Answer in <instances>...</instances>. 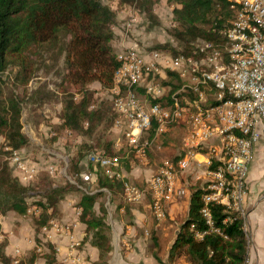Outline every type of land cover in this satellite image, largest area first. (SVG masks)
I'll return each mask as SVG.
<instances>
[{
	"label": "trees",
	"instance_id": "trees-1",
	"mask_svg": "<svg viewBox=\"0 0 264 264\" xmlns=\"http://www.w3.org/2000/svg\"><path fill=\"white\" fill-rule=\"evenodd\" d=\"M168 2L173 6L175 26L170 30L174 43L153 50L167 51L172 56H189L201 41L213 42L217 46L225 44L222 31L229 26L233 16L227 0ZM117 3L116 10L104 0H0V139L4 138L6 142L0 145V215L12 212L26 216L31 196L30 187L13 174L8 159L9 150L24 151L28 143L23 132L22 103L14 92L7 97L4 95L1 77L10 66L16 65L21 68L16 79L19 84L26 85L32 75L29 58L61 44L64 54V70L59 84L63 95L61 130L90 138L96 141V145H85L71 160L69 174L79 178L78 184L67 182L64 186L50 188L44 192L43 199L35 203L39 214L36 225L38 230L48 226L51 218L59 212V202L68 193L81 190L82 196L76 206L78 220L85 226V240L91 236V244L98 249L99 261L104 264L108 263L113 250L111 226L105 219L106 207L102 205L97 213L96 206L106 192L112 200L117 196L124 197L129 171L124 172V178L120 180L108 178L99 170L85 181L91 186L95 184L96 191L91 186L89 190L78 187L86 185L80 176L81 162L89 153L98 150L113 153V141L103 143L99 131L112 130L116 113L92 86L98 83L103 90H109L121 66L112 45L118 10L135 6L147 21L148 29L161 24L155 13V0H117ZM149 138H153L152 133ZM121 155L124 156L122 160H126L136 153L129 150ZM205 192L203 187H198L191 193L187 218L169 251V264H176L183 257L191 264H245L249 247L245 220L239 213L214 204L210 208L218 232L210 230L201 214ZM198 233L204 234L202 239L197 238ZM7 246L8 240L0 239L1 264H13L5 253ZM48 250L44 255L46 264H62L57 259L55 246L49 245ZM36 258L37 254L30 259V264ZM158 262L161 263L159 259Z\"/></svg>",
	"mask_w": 264,
	"mask_h": 264
},
{
	"label": "built area",
	"instance_id": "built-area-1",
	"mask_svg": "<svg viewBox=\"0 0 264 264\" xmlns=\"http://www.w3.org/2000/svg\"><path fill=\"white\" fill-rule=\"evenodd\" d=\"M227 1L233 16L222 31L225 44L201 41L189 56L146 50L138 38L131 36L143 15L135 6L129 8L128 17L120 27H114L130 41L117 53L121 66L108 90L116 113L112 130L120 137L113 142L112 154L98 150L84 159L86 167L93 166L108 178L122 180L120 152L133 150L137 157H144L147 147L171 127L183 126L186 137L177 159L163 161L148 180L146 190L125 182L124 198L136 204L149 195L155 218L163 221L168 207L188 194L183 177L203 166L208 181L203 186L206 192L201 214L214 232L218 229L211 205H222L245 220L249 169L254 149L264 139V0ZM167 23L170 28L175 26L172 15ZM51 135L56 133L51 131ZM9 151V162L21 183L35 181L39 167L30 163L24 151ZM200 155H204L203 161ZM49 172H54L53 167ZM80 176L89 181L92 173ZM74 229V225L51 221L43 231L52 240L68 237L70 249L77 250L81 242L74 237ZM203 236L197 234L199 239ZM36 252L43 256L44 246L38 245ZM22 254V249L16 247L12 263L21 264ZM74 262L86 264L79 253Z\"/></svg>",
	"mask_w": 264,
	"mask_h": 264
},
{
	"label": "rangeland",
	"instance_id": "rangeland-1",
	"mask_svg": "<svg viewBox=\"0 0 264 264\" xmlns=\"http://www.w3.org/2000/svg\"><path fill=\"white\" fill-rule=\"evenodd\" d=\"M155 1L157 2L155 7L156 13H164L161 10V8H164L168 12L166 13L168 17L172 5L165 0ZM104 2L113 6L116 10L118 9L116 0H104ZM123 10L124 9L118 10V14H121ZM167 21L168 20L160 18V25L156 26L155 29H148L149 25L145 18L143 17V20L140 19L136 27V32L139 34V37H136L138 40H141H139V44H142L146 50H152L173 42L171 28ZM174 45L176 46V44ZM117 50L118 49L115 48V51ZM29 63L32 65V75L26 85L18 83L16 77L21 71V68L16 65L10 66L1 78L4 80V95L7 97L14 92L21 100L23 109V132L28 138V143L26 148H24V152L30 163L39 167L40 174L35 182L33 181L32 183L25 184L31 189V196L28 198V203L30 204L29 213L26 216H19L12 212L7 215L11 217L10 223H16V227L19 228V230L17 229L18 237L21 240L23 239L27 244L32 243L29 244L30 248L28 252L22 254L21 264H30V259L36 256V254V260L40 261L41 259L44 264H46L44 255L49 251L48 246L53 245L54 240L48 238L43 228L41 230L37 229L36 219L39 214L35 210L38 208L35 203L41 201L44 192L50 188L64 186L67 182L78 184L79 178L72 177L69 174L71 160L81 151L82 147L85 145H88V147L95 146L96 141L93 142L92 139L78 134L69 135L65 132L63 133V130H61L63 95L60 93L59 84L64 70V54L61 51V44L60 46L43 50L31 56V58H29ZM174 87L177 86L174 85ZM92 89L97 91L105 101L111 104L108 90H103L98 83H95ZM51 131L56 133V137L51 135ZM99 135L103 143L107 141L114 142L120 137V133L113 130L103 132V130L100 129ZM185 137L186 129L183 126H173L166 134L155 140L150 147H147L149 150L146 156H130L126 160L123 159L121 168L123 173L129 171V174L127 173L128 182L135 185L140 190H146L148 187V180L155 174L160 164L165 160L177 158L179 153H181L183 139ZM4 144H6L4 138H1L0 145ZM126 149L125 147V150ZM122 152H120V154ZM127 152H129V150H127ZM50 167L54 169L52 174L49 172ZM84 172L96 174V172H99V169L93 166L86 167L85 161L82 160L81 173ZM13 174L17 176L15 171H13ZM197 177L201 179L196 180ZM207 181L208 178L205 176V167L203 166L193 168L182 180L191 193L196 188L205 186ZM90 186L91 185L88 183H86V185H78V187L84 190H89ZM95 188L96 185L92 184L91 189L96 191ZM81 196V190L80 192L72 191L68 193L59 202V212H57L50 221L74 225L72 220L74 218L79 219V212L76 206ZM187 201L188 200L179 201L176 203V207H170L165 220L158 221L153 213L149 195L141 202L132 204L126 202L123 196H117L112 200L111 195L106 192L105 195L98 200L96 211L99 213L102 209V205H104L106 207L105 219L111 226L113 250L107 264H123V257H125L127 248L122 243H155L147 248L153 250V254L163 258L166 252L170 250L179 233L181 225L187 218L189 209ZM62 206H66L70 209L67 215L63 212ZM132 211H135L137 217H142L143 227L137 232L136 238L132 236L130 238L127 237V240L125 239L126 242H124V236L126 234L125 227L126 225L133 226L134 218H136L133 216ZM67 217H69L71 221H67ZM1 233V241L3 239L8 240L2 231ZM88 238L91 241V236ZM41 244L45 248L43 256H39L36 252V247ZM96 264L104 263L99 261Z\"/></svg>",
	"mask_w": 264,
	"mask_h": 264
},
{
	"label": "crops",
	"instance_id": "crops-1",
	"mask_svg": "<svg viewBox=\"0 0 264 264\" xmlns=\"http://www.w3.org/2000/svg\"><path fill=\"white\" fill-rule=\"evenodd\" d=\"M168 2V0H165ZM164 13L157 14L158 18L168 20L172 15L173 6L169 16L167 17V10L161 8ZM129 15V8L125 9L121 14L118 15L117 27H120L122 20L127 18ZM143 20V19H142ZM115 30V38L113 41V48L118 49L116 53L120 52L127 45H129L130 37H124L120 29ZM134 38L139 37L136 32L131 35ZM137 36V37H136ZM140 40V39H139ZM143 40V39H142ZM141 41V40H140ZM144 42V41H142ZM204 160V155H200V161ZM186 176V175H185ZM184 178V177H183ZM183 180V179H182ZM197 180V179H196ZM187 188V185L184 184ZM248 195L244 203V209L246 211L245 216V232L247 233L249 240L248 247V259L245 264H264V139L254 149V159L250 165L249 175L247 178ZM188 190V188H187ZM191 192L188 190L187 196L183 200H188V206L190 205ZM182 200V201H183ZM176 207L177 204H173L168 207ZM189 208V207H188ZM65 215L68 214V207L62 206ZM134 218V225H126V234L124 236L136 238L137 232L143 227L142 217H137L135 211H132ZM142 216V215H141ZM66 220H70L69 217ZM10 216L0 217L1 231L9 240L8 246L5 249V253L8 257H13L15 248L20 247L23 254H26L30 248V245L18 237L19 228L16 227V223L11 224ZM71 221V220H70ZM75 226L74 237L81 243L80 248L77 250L70 249V241L68 237L58 236L54 238L53 245L57 252V259L62 264H76L74 257L77 253L82 255V258L86 261V264H96L99 262L100 253L97 248L92 246L90 239L85 240V226L81 224L78 218L72 220ZM18 229V230H17ZM124 229V227H123ZM126 248L125 257H123V264H169V251L166 252L164 257L153 254V250L148 249V246H152L155 243H122ZM157 257V258H156ZM158 259L161 263L158 262ZM40 264H44L43 260L40 259ZM176 264H191L185 257L179 259Z\"/></svg>",
	"mask_w": 264,
	"mask_h": 264
}]
</instances>
